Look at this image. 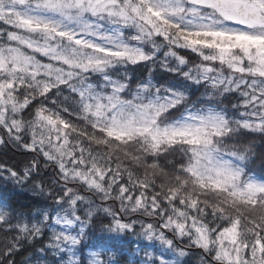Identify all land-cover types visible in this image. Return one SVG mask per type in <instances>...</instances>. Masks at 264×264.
<instances>
[{
  "label": "snow or ice",
  "instance_id": "6c2138e0",
  "mask_svg": "<svg viewBox=\"0 0 264 264\" xmlns=\"http://www.w3.org/2000/svg\"><path fill=\"white\" fill-rule=\"evenodd\" d=\"M0 264H264V0H0Z\"/></svg>",
  "mask_w": 264,
  "mask_h": 264
}]
</instances>
